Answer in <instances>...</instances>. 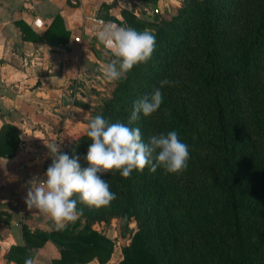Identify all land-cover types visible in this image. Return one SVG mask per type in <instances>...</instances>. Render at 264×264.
Returning a JSON list of instances; mask_svg holds the SVG:
<instances>
[{
	"label": "trees",
	"instance_id": "16d2710c",
	"mask_svg": "<svg viewBox=\"0 0 264 264\" xmlns=\"http://www.w3.org/2000/svg\"><path fill=\"white\" fill-rule=\"evenodd\" d=\"M120 15L124 25L154 32L156 48L114 82L96 115L128 124L135 101L163 79L176 82L161 89L155 113L131 126L145 142L176 130L189 147L187 168L146 167L127 179L110 171L103 178L117 198L109 206L89 208L74 196L83 210L75 223L64 231L22 227L23 245L5 258L24 264L29 249L51 241L58 257L50 264H105L114 245L92 222L115 218L121 235L130 219L136 227L114 264H264V0H182L172 15ZM15 24L24 35L25 24ZM90 143L85 130L62 151L71 157L75 149L83 169ZM17 144V128L1 125L0 157H13Z\"/></svg>",
	"mask_w": 264,
	"mask_h": 264
},
{
	"label": "crops",
	"instance_id": "0c3cea01",
	"mask_svg": "<svg viewBox=\"0 0 264 264\" xmlns=\"http://www.w3.org/2000/svg\"><path fill=\"white\" fill-rule=\"evenodd\" d=\"M175 3L0 0V127L7 123L18 130L14 156L0 157V264H15L5 257L10 246L23 245L22 227L30 232L55 228L50 217L25 203L28 182L43 178L44 167L51 163L45 144L55 142L62 150L83 133L94 110L113 88L114 81L103 75V65L113 56L96 38L99 22L124 25L122 9L151 20L155 14L149 10L170 13L178 7ZM55 16L59 20L45 38ZM16 21L25 24L24 35ZM29 257L34 264H50L58 257V248L46 241L29 249Z\"/></svg>",
	"mask_w": 264,
	"mask_h": 264
},
{
	"label": "clouds",
	"instance_id": "9594fccd",
	"mask_svg": "<svg viewBox=\"0 0 264 264\" xmlns=\"http://www.w3.org/2000/svg\"><path fill=\"white\" fill-rule=\"evenodd\" d=\"M96 38L111 49L113 59L103 65V75L108 81L120 80L135 65L147 63L156 48V36L151 30H137L131 26L100 21ZM176 82L163 79L159 87L134 102L128 124L110 123L101 115L91 118L86 125V135L91 141L86 156V168H81L80 157H70L61 150L60 144H45L51 164L43 178L29 181L25 203L51 218L55 230L64 231L75 223L83 210L79 202L89 208L107 207L117 196L103 178L104 174L118 170L120 175L130 178L133 170L142 172L146 167L156 172L162 167L167 173L180 174L187 168L189 147L182 142L176 130L151 136L147 142L139 127H132L139 114L148 117L163 103L161 89ZM24 264H34L31 257Z\"/></svg>",
	"mask_w": 264,
	"mask_h": 264
},
{
	"label": "rangeland",
	"instance_id": "374dc122",
	"mask_svg": "<svg viewBox=\"0 0 264 264\" xmlns=\"http://www.w3.org/2000/svg\"><path fill=\"white\" fill-rule=\"evenodd\" d=\"M175 1H176L175 4H178V7H179L182 0H175ZM174 12L175 11L171 10L170 13H167V12H165L163 14L156 13L154 15V17L159 16V15H172ZM100 105H101V103L97 106V108H99ZM97 108L93 112V117H95L97 112H98ZM81 221H83V219ZM117 223H118V221L115 218H109L106 221L105 220H94L92 222V227L94 229L104 233L113 242V245H114L113 248H114V251L116 253L115 254L116 256L111 260L110 264L118 259V257L120 256V247L128 242V239H129L131 233L135 230V227H136L135 221L133 219H130L129 223H128L127 230L124 231L123 235H121L119 232V228L117 227Z\"/></svg>",
	"mask_w": 264,
	"mask_h": 264
},
{
	"label": "built area",
	"instance_id": "2783aa9c",
	"mask_svg": "<svg viewBox=\"0 0 264 264\" xmlns=\"http://www.w3.org/2000/svg\"><path fill=\"white\" fill-rule=\"evenodd\" d=\"M71 1L72 3H74V0H69ZM150 13L152 14H156L158 13V10L156 8L152 9V10H149ZM75 41H78V38H74Z\"/></svg>",
	"mask_w": 264,
	"mask_h": 264
}]
</instances>
